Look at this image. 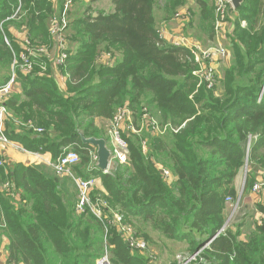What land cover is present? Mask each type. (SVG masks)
<instances>
[{
	"label": "trees",
	"instance_id": "16d2710c",
	"mask_svg": "<svg viewBox=\"0 0 264 264\" xmlns=\"http://www.w3.org/2000/svg\"><path fill=\"white\" fill-rule=\"evenodd\" d=\"M188 1L166 0V13L175 14ZM193 1L199 10L197 31L215 40L211 1ZM156 2L113 0L111 13L94 17L89 6L83 17L72 20L67 31L74 46H68L70 56L59 68L66 76L65 89L54 77L52 61L37 56L40 67L20 76V93L5 103V134L28 152L50 153L56 159L65 148L75 150L80 156L75 176H99L104 192H92V197L108 202L134 231L137 226L136 237L148 247L155 245L148 229L171 242L186 243L190 254L216 237L194 264H264V221L246 240H241L243 224L221 232L229 211L226 200L237 198L236 179L246 158L244 193L252 190L257 173L264 179V0H244L236 10L230 64L214 88L202 85L197 93L195 66L186 60L189 49L159 37ZM55 5L53 0H0V68L10 71L23 52L12 29L26 32L36 47L53 49L51 25L60 10ZM18 9V18L8 20ZM108 55L111 66L102 63ZM6 74H1L0 85L10 78V72ZM121 107L133 111L135 127L144 109L161 127L180 130L163 137L129 131V137L123 134L128 166L110 174L92 171L94 148L82 143L77 126L87 138H103L95 119L112 121ZM27 123L43 132L23 125ZM160 167L171 177H164ZM7 183L10 187L0 190V227L9 240L7 264H97L105 252L112 264H151L128 246L118 227L90 211L78 213L58 180L37 167L0 165V189Z\"/></svg>",
	"mask_w": 264,
	"mask_h": 264
},
{
	"label": "built area",
	"instance_id": "2783aa9c",
	"mask_svg": "<svg viewBox=\"0 0 264 264\" xmlns=\"http://www.w3.org/2000/svg\"><path fill=\"white\" fill-rule=\"evenodd\" d=\"M215 6V16H216V35H221L225 40L229 39L226 36V24L232 11H234L231 0H210ZM76 0H64L63 7L60 13L56 16V18L52 21L51 25V35L54 39V52L55 55L51 52L46 51L45 47H36L31 38L28 37L26 32L21 33L22 40L21 45L23 48V52L19 55L18 58L15 57L12 70L10 74V78L3 84L0 85V156L1 162L0 165L6 164V160L4 156L7 151L11 148L20 150L24 152L26 155H36L35 153L28 152L23 149L17 143L10 141L5 134V122L8 117V109L6 108V101L12 95L15 90V87L18 85V80L20 76H27L31 74L33 65L35 62V58L39 55H44L48 59H50L53 65L57 68L64 67L67 59L69 58V54L67 52V28L70 23V15L71 11L74 7ZM20 9L16 11V13L9 18L8 20L18 18V14ZM182 12V11H181ZM181 12H177L176 18L179 19L183 14ZM184 15V14H183ZM242 26H246V22H242ZM158 34L161 40L164 41V33L162 30H158ZM217 38V37H216ZM217 41L219 39L217 38ZM231 42V40H230ZM6 43L9 45V41L6 39ZM172 45L185 47L189 49L190 56L186 58L187 61L193 63L195 66V71L193 72V76L198 79L199 87L205 85L208 89H212L217 84V70L219 65L223 63L229 56V48L224 47L221 43H218L214 46L203 48L201 46L194 47L188 43V40H180L177 43H172ZM231 45V44H230ZM108 65H112L110 58L108 55ZM143 115L141 116L143 121L148 123L151 131L155 132V134L162 135L169 130L177 133L180 129H172L168 125L161 127L158 121L155 119L152 113L142 110ZM24 126L33 129L37 133H42L43 129L35 127L31 123L23 124ZM127 129L128 131L139 134L141 129H137L134 125V113L129 107H121L118 109L116 115L113 120L110 122L109 130H108V141L110 144V150L112 153L111 158V166L109 173H112L111 170L116 166H124L129 163V146L127 139L123 136V130ZM250 145L247 147V153L249 154ZM91 156L93 158V164H96L98 161L97 154L91 152ZM80 163V156L78 153L71 149L65 148L62 154L55 161V172L57 175H65V174H73V168L76 167ZM248 158H246V166L245 168V176L248 174ZM164 177L168 178L170 173L166 170L162 171ZM77 187H78V200L76 202L75 208L78 213H86L90 211L95 217H97L101 221H108L107 225L118 227L119 231L123 234L126 239L128 246L132 250H137L140 253H144L148 250V245L144 240L138 239L136 237V233L134 229L127 225L124 222V216L119 212H114L110 210L108 202L103 200L102 198L94 199L92 197V189L95 185V181L93 179H75ZM10 184L7 183L5 186H2L0 189L4 191L8 189ZM252 193L256 194L261 198V203L264 206V179L257 180L252 188ZM226 202L231 205L232 208L236 211L241 208L242 202V194L237 195V198H228ZM110 210L111 216L109 217L107 211ZM235 211L231 213L229 218V222L233 219L236 214ZM227 225L225 224L224 228L221 232H224L227 229ZM108 231V227L106 228ZM212 240L206 243V245L195 253L184 257L181 261V264H192L198 261V258L204 254L205 250L209 248L210 244L213 242ZM1 264V262H0ZM97 264H112L109 259V255L105 252V255L97 262Z\"/></svg>",
	"mask_w": 264,
	"mask_h": 264
},
{
	"label": "crops",
	"instance_id": "0c3cea01",
	"mask_svg": "<svg viewBox=\"0 0 264 264\" xmlns=\"http://www.w3.org/2000/svg\"><path fill=\"white\" fill-rule=\"evenodd\" d=\"M54 3L56 4L55 7H57V9L62 7V3L64 0H53ZM79 1V0H78ZM81 1V0H80ZM88 4L87 7L91 6L94 7V9H96L99 12H106V13H111L114 10V4H113V8L109 9L107 7H103L102 5H104V3L102 2L103 0H96L95 2L93 0H85ZM113 2V0H112ZM77 3V1H76ZM110 3V1H109ZM84 6H82L83 9ZM86 7V8H87ZM85 8V9H86ZM157 9V8H156ZM59 10V13H60ZM163 10V7H159L157 10H155V17H156V27H157V21L158 20H163L165 19V17H169L167 13H161V11ZM180 11V10H179ZM85 12V10H84ZM58 13V14H59ZM181 13H183L184 15H186V17L181 18V19H177V20H173V21H169L166 22L167 24V28L166 30H162V32L164 33V41L168 44H172V43H177L180 40H188V43L194 47H198L200 46V40L198 41H194L192 40L191 37H189L186 33H185V29L187 31L188 28H193V30H195V21L196 20H192L190 18H192L191 14L189 13L188 10H183ZM232 14V13H231ZM94 17H97L98 14H93ZM193 21L194 24H191ZM191 24V26H189ZM235 24L232 22L231 17L228 19V22L226 24L225 30L226 32V36H228V38L232 35V33L234 32L235 29ZM12 35L14 37H16L18 39V44L20 47H22L21 45V40H22V35L21 33H19L16 29H12ZM20 39V40H19ZM224 39V38H223ZM228 40V39H227ZM230 38L228 40V45L230 47ZM56 52H54V50L52 51L53 56L55 55ZM115 61H117L118 59H120V56H116L114 57ZM102 63H106L109 64L108 61L102 60ZM113 65V61L111 62ZM111 66V65H108ZM51 70L53 71L54 77L57 80L59 86L64 90L65 89V85H66V76H63L60 72V69L55 67L54 65L51 66ZM20 93V86L17 85L15 87L14 92L12 93V95L14 94H18ZM111 121H106L103 119H95L94 124L95 126L99 129L100 125H105V127H109ZM141 122H142V126L140 127L141 129V133L144 132L145 128L144 126L148 127V123H146L145 121H143L142 117H141ZM147 132H152L155 133L153 131H151L150 127L147 128ZM168 132L162 134L161 136H165L167 135ZM109 139L107 138V145L110 149V144H109ZM94 153H96V149L93 150ZM4 159L6 160L7 164L10 167H13L16 164H21L25 167L28 166H34L37 167L38 169H40L43 174L48 177V178H54L58 180V183L60 185V189L66 193L67 198L70 202H72L73 204L76 205V202L78 200V187L76 184L75 179H77V176H75L74 174V169L76 167L73 168V174H65V175H57L55 173V161L56 158L50 154H44V155H40V154H36V155H26L24 154V152L17 150V149H9L6 153V155L4 156ZM80 164V163H79ZM78 164V165H79ZM77 165V166H78ZM95 166V167H94ZM94 168L96 169V164H94L92 167H90V170H94ZM97 170V169H96ZM83 179V178H82ZM93 179L95 181V185L92 189V192H104V188L102 187V181L101 178L99 176L97 177H93L90 178ZM263 179L261 172L257 173V180H261ZM246 182V176H245V168H242L239 172V175L236 179V189L237 192L239 193L240 191L242 194V204L244 206V209L246 210V212L244 213V218L242 219V221H240V223H238L236 226L231 227V229L236 230L238 229V225L243 224L244 226L241 228L242 231V236H241V240H246L247 237L252 236L255 233V228L256 225H262L263 221H264V206L261 203V198L258 197L256 194L252 193V190L250 192H248L247 194L244 193V185ZM242 187V190H240V188ZM262 209V210H261ZM155 244H157L156 246H153V248L155 247L156 252H154V249H151L149 247V254H145V253H141L143 256H146L148 258L146 259H151L150 263L151 264H158V259H159V255L160 252L161 253H168V250L173 247V246H178L181 245V243H174L171 242L169 240H166L164 238H161L160 236L156 237L155 239ZM8 246H9V240L5 234L4 228H0V253L2 254L3 258H4V262L5 264H7V260L9 257V250H8ZM159 246H161V251L158 252ZM187 246V245H186ZM157 247V248H156ZM188 249V246H187ZM171 255L173 256L174 254L171 253ZM158 256V257H157ZM175 261L172 259L168 260L167 264H171L174 263ZM162 264H166V260H164V263Z\"/></svg>",
	"mask_w": 264,
	"mask_h": 264
},
{
	"label": "rangeland",
	"instance_id": "374dc122",
	"mask_svg": "<svg viewBox=\"0 0 264 264\" xmlns=\"http://www.w3.org/2000/svg\"><path fill=\"white\" fill-rule=\"evenodd\" d=\"M109 1H110V3H109ZM157 2H156V8L158 9V7H159V10H160V7H163V10L161 11V13H166V0H156ZM103 3H104V5H102L103 7H107V8H113V2H112V0H103L102 1ZM88 3L85 1V0H79V1H77V3L75 2V4H74V7H73V9H72V11H71V15H70V22L72 21V20H75V19H79V18H81V17H83V14H84V10H85V8L88 6L87 5ZM82 6H84L83 7V9H82ZM156 9V10H157ZM211 9H212V12H213V14H212V16L214 15V14H216L215 13V6H214V4L211 2ZM180 10V11H179ZM183 10H188L189 11V13L191 14V16H192V18H190V19H192V20H196L197 18H198V14H199V10H198V8L195 6V3H194V1L193 0H189L187 3H186V5L184 6V7H180V8H178L177 9V11L175 12V14H172V15H168L169 17H165V19H163L162 21L161 20H158L157 21V30H166V28H167V24L168 23H166V22H169L170 20L171 21H173V20H177V18H176V14H177V12H181V11H183ZM197 12V15L195 14ZM91 13L92 14H98V11L96 10V9H94V7H92V10H91ZM106 13V12H105ZM195 17H194V16ZM237 12H236V10H234L233 11V13L230 15V17H231V19H232V22L233 23H235V20L237 19ZM59 16V15H58ZM215 16V15H214ZM184 17H186V15H181L180 16V18L179 19H181V18H184ZM216 17V16H215ZM236 18V19H235ZM166 21V22H165ZM197 21V20H196ZM174 22V21H173ZM215 26H216V21H215ZM246 26H247V24H246ZM246 26H242V27H246ZM20 32V31H19ZM185 33L189 36V37H191L192 38V40H194L195 42L196 41H198V40H200V46L201 47H203V48H208V47H211V46H214V45H216V44H218V43H221L224 47H228L229 48V56H228V58L223 62V63H221V65H219V67H218V70H217V74H216V76H217V79H218V81L220 82L221 80H222V78H223V71H224V68L225 67H228L229 66V64H230V61H231V59H232V50H231V48L229 47V45H228V40H225V39H223L222 38V33H221V35H216V37L219 39V41H217V38L215 39V40H209L207 37H206V35L204 34V38H202V36H203V33H201V32H198L197 31V29H196V26H195V30H193V28H188L187 29V31H186V29H185ZM71 37H72V35L70 34V31L68 30L67 31V39H66V41H67V46H69V47H73L74 45H72L71 44V41L70 40H68V38H70L71 39ZM35 46H36V43H33ZM37 47H39V46H37ZM54 50V48L53 49H51L50 50V47H48L47 49H46V51H48V52H51L52 53V51ZM46 57V56H45ZM47 58V57H46ZM48 59V58H47ZM49 61H51L50 59H48ZM36 67H40V65H36V61L34 62V65H33V69H32V72H31V74L32 73H34L35 72V68ZM46 67H47V65L46 64H43L42 66H41V68L43 69V70H45L46 69ZM11 70L12 69H10V71H7V69H2V68H0V76H1V74L3 75H7L6 73L8 72V74H9V72H10V74H11ZM30 74V75H31ZM199 83L197 82V90L195 91V93H197V91L199 90ZM154 116V115H153ZM138 125H139V127H141L142 126V122H141V120L138 122ZM138 125L136 126L137 127V129H138ZM109 126H110V124H109ZM144 128H145V130H144V132H140L139 133V135L140 136H143L144 135V133L145 132H147V128H149V126L147 127V126H144ZM99 130L101 131V133L102 134H104V136L105 137H103L102 139H105L106 141H107V138H108V136H107V134H108V130H109V127L107 126V127H105V125H100V128H99ZM128 130L127 129H124L123 130V134H125V136L126 137H129L127 134H128ZM136 135H138V134H136ZM161 136V135H160ZM161 137H163V136H161ZM80 166V165H79ZM126 166H128V165H124V166H116V167H113L112 168V170H111V172H113V173H115L116 172V170H118V169H121V168H124V167H126ZM76 167H78V166H76ZM160 169L163 171V170H166V171H168L169 172V170L167 169V168H163V167H160ZM56 173V172H55ZM170 173V172H169ZM171 175V174H170ZM169 175V177L168 178H170L171 176ZM245 186V185H244ZM240 190H242V187L240 188ZM241 192L242 191H240L239 192V194H241ZM110 207V206H109ZM233 211H235L234 210V208H232L231 207V205H229V211L227 212V218H226V225H227V227H228V229H231V227H233V226H236L238 223H240V221H242V219L244 218L243 216H244V213L246 212V210L244 209V206H243V204L241 203V208H239V209H237L236 211H235V215H234V217H233V219L229 222V218H230V216H231V213L233 212ZM114 212H117V211H114ZM126 224L128 225L129 224V222L127 221L126 222ZM1 228V227H0ZM136 228V230L139 232V229L137 228V226L135 227ZM135 230V231H136ZM149 235H150V237H151V239H153L154 241H155V239H156V237H158V236H160L158 233H156V232H154V231H151L150 229H148V232H147ZM157 244H155V245H153V246H156ZM187 244L186 243H181V245H178V246H173V247H171L169 250H168V253H161L160 251H161V246H159V249H158V252H160V255H159V259H158V264H162V263H164V260H166V264L168 263V260H174L175 262H177V264H181V261L183 260V258L184 257H187L188 255H190V253L188 252V249H187V246H186ZM150 248H151V246H150ZM153 248V247H152ZM151 248V249H152ZM157 248V247H156ZM148 249H149V247H148ZM154 249V252H156L157 253V251H156V249H155V247L153 248ZM152 249V250H153ZM171 253H173L174 255L172 256L171 255ZM145 258H148V257H146V256H144ZM158 257V256H157ZM151 260V259H150ZM0 262H1V264H5V262H4V258H3V256H2V254L0 253ZM192 264H194V263H192Z\"/></svg>",
	"mask_w": 264,
	"mask_h": 264
},
{
	"label": "water",
	"instance_id": "95a60500",
	"mask_svg": "<svg viewBox=\"0 0 264 264\" xmlns=\"http://www.w3.org/2000/svg\"><path fill=\"white\" fill-rule=\"evenodd\" d=\"M234 10H238L244 3V0H231ZM77 134L81 138L84 145L91 146L96 149L98 161L96 163V169L104 174H108L111 166L112 153L107 145V141L102 138H87L82 130L77 126Z\"/></svg>",
	"mask_w": 264,
	"mask_h": 264
}]
</instances>
